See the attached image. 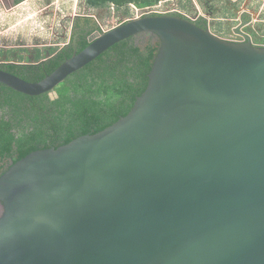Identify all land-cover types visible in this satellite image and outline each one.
Instances as JSON below:
<instances>
[{"label":"water","instance_id":"95a60500","mask_svg":"<svg viewBox=\"0 0 264 264\" xmlns=\"http://www.w3.org/2000/svg\"><path fill=\"white\" fill-rule=\"evenodd\" d=\"M203 24L138 16L37 82L0 69L34 97L122 40L160 39L126 116L0 176V264H264V46Z\"/></svg>","mask_w":264,"mask_h":264},{"label":"trees","instance_id":"16d2710c","mask_svg":"<svg viewBox=\"0 0 264 264\" xmlns=\"http://www.w3.org/2000/svg\"><path fill=\"white\" fill-rule=\"evenodd\" d=\"M82 1L87 8L113 7L126 15L129 9L135 13L131 5L142 9L159 0ZM195 22L204 26L200 20ZM71 29L69 43L53 50L45 60L0 62V69L37 82L74 50L85 48L92 40L90 34L102 32L88 15L77 17ZM159 46V37L150 32L122 40L80 69L77 81H72L71 75L55 87V97L49 93L32 97L0 83V176L31 152L58 148L79 136L96 134L126 116L147 86ZM123 67L128 71H122Z\"/></svg>","mask_w":264,"mask_h":264},{"label":"rangeland","instance_id":"374dc122","mask_svg":"<svg viewBox=\"0 0 264 264\" xmlns=\"http://www.w3.org/2000/svg\"><path fill=\"white\" fill-rule=\"evenodd\" d=\"M47 1L48 0H43L42 2L45 3ZM79 1V13L87 14L88 16L93 17L97 26L104 31L125 20L136 17L135 13L130 9V14L124 15L125 12H122L119 9H113V7L109 9V7L106 6L102 10L93 9L92 7L87 8L82 0ZM196 1L200 4V6L203 5L207 11L212 12V16L214 18L212 19L213 26L211 27V31L226 38L232 37L231 34H226L228 32V28L240 26V17L237 15L239 14V9L242 4L247 2L246 0ZM179 2L180 6L185 8L188 12H192L193 14L195 13L190 0H179ZM252 3L254 2L252 1ZM18 13L19 12L17 11L16 14ZM30 13L31 12H29V14ZM51 14L50 9L41 10V13L38 14L39 19H37V22H34L33 24H27V22L24 24V27L20 28L13 27L15 24L14 22L23 17H19L17 15V18L14 17L8 22V24L0 26V62H24L25 60V62H33L35 60L43 61V59L47 58L53 50L56 51L58 48H61L65 43H67L68 36L64 38L63 34L68 33V31H70V34L72 29L70 28L68 31L62 30L63 27H60L61 17L58 16V18H56L57 20L52 22L50 18ZM63 22L64 25L67 26L70 24V19L65 18ZM127 69L128 67H123L122 71L126 72L128 71ZM77 72H75L76 74L73 73L75 75L71 74L72 81L74 82L77 81L81 74V71ZM68 77L66 79H68ZM50 95L52 97L56 96L54 91L51 92ZM2 211L3 207L0 205V215Z\"/></svg>","mask_w":264,"mask_h":264},{"label":"crops","instance_id":"0c3cea01","mask_svg":"<svg viewBox=\"0 0 264 264\" xmlns=\"http://www.w3.org/2000/svg\"><path fill=\"white\" fill-rule=\"evenodd\" d=\"M42 1L43 0H0V26L8 24V22L14 17L17 18V15L19 17H23L17 19L16 22H14L15 24L13 25V27H24V24H26L27 22V24H33L34 22L38 21V14L41 13V10L50 9V13H52L50 16L51 21H56V18H58V16L61 17L60 27H64L62 28V30L68 31L70 30L71 26H73L71 22H73L77 17H80L81 15H87L79 13V0H48L45 3H43ZM246 1L247 2H244V4H242V6L240 7L239 14L237 15L238 17H240V26L232 28L230 27L231 29L228 28V32L226 34L233 35L235 33H241L245 35L246 33V35L249 36V31H252V29H260L259 36L256 40V45H264V0ZM252 1L254 3H252ZM176 2H178L176 3V6H178L181 11L187 12V14L189 15L197 14L196 16H200L199 18H201L202 16L204 17V15H208L210 21H200L208 25L211 30V27L213 26L212 19L214 18L212 16V12L207 11L203 5L200 6V4H198L196 0H190L195 12L194 14L181 7L179 0H177ZM11 3H15V6L12 7ZM130 10L133 11L132 9ZM17 11L19 12L18 14H16ZM29 12L31 13L29 14ZM65 18L70 19V24L67 26L64 25L63 22ZM69 32L70 31H68V33L66 34L62 33L64 38L68 36L67 43H69L70 38L72 37V31L70 34Z\"/></svg>","mask_w":264,"mask_h":264},{"label":"built area","instance_id":"2783aa9c","mask_svg":"<svg viewBox=\"0 0 264 264\" xmlns=\"http://www.w3.org/2000/svg\"><path fill=\"white\" fill-rule=\"evenodd\" d=\"M176 1L177 0H159L157 4L153 6H148L142 9H138L133 5H131V7L135 10L136 17L143 16V15H151V14H177V15L186 17L194 22L197 20H201V21L209 20L210 21V18L208 15L207 16L204 15V17L202 16L201 18H199L200 16H196L197 14L189 15L187 14V12L181 11L180 8L176 6V3H178ZM245 39H246V36L241 33H235L232 35V37H230V40L235 41V42H243L245 41Z\"/></svg>","mask_w":264,"mask_h":264},{"label":"flooded vegetation","instance_id":"af4514ba","mask_svg":"<svg viewBox=\"0 0 264 264\" xmlns=\"http://www.w3.org/2000/svg\"><path fill=\"white\" fill-rule=\"evenodd\" d=\"M71 24L73 25L74 24V21L73 22H71ZM64 28V27H63ZM259 33H260V29H256V30H254V29H252V31H249V36L248 35H246V33H245V36H246V39H245V41H251V42H253L254 44H256L257 42H256V40H257V38H258V36H259ZM99 34V32H97V31H94L92 34H90V38H94L96 35H98ZM74 36H76V33H75V35ZM94 36V37H93ZM234 38V37H233ZM228 40H230V38H227ZM231 41V40H230ZM68 43H66V44H64L63 46H65V45H67ZM62 46V47H63ZM260 46H264V45H260ZM0 205L2 206V204L0 203Z\"/></svg>","mask_w":264,"mask_h":264}]
</instances>
